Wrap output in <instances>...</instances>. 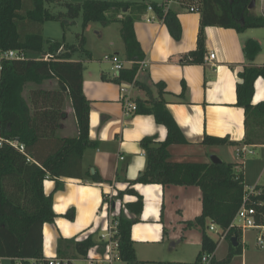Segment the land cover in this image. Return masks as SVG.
<instances>
[{"label": "trees", "instance_id": "obj_1", "mask_svg": "<svg viewBox=\"0 0 264 264\" xmlns=\"http://www.w3.org/2000/svg\"><path fill=\"white\" fill-rule=\"evenodd\" d=\"M251 0H200V21L196 48L186 58L191 63H201L205 54L204 28L219 26L238 32L253 27H264V15H257L248 8ZM157 16L168 22L174 16L170 10L162 11L159 3L150 2ZM52 5H62L65 11L53 12ZM148 4L114 0H0V49L40 51L50 55L49 59H26L4 62L0 74V258H9L12 264H31L33 259L43 257L42 226L53 222L56 213L52 209V193L46 195L43 181L49 177L55 181L57 190L60 178L83 177L82 157L87 148L96 142L89 137V100L82 87L83 64L71 60V54L85 44L83 31L77 34L78 46H67L64 42L48 41L44 51V40L40 26L47 20H62V25L73 21L82 14V29L91 21L110 23L120 21V35L124 44L125 60L116 82H132L138 70V62L144 57L134 32L136 17ZM125 8L128 12L122 13ZM119 16H122L119 18ZM171 30V29H170ZM260 50L255 39H247L243 53L253 60ZM236 83V105L243 108L245 136L243 143H264V101L252 103L254 81L264 79V65H248L238 72ZM55 79V89L31 88L28 101L23 92L29 83L40 85L45 80ZM157 96L136 100L138 113L152 114L155 121L166 128V136L158 141L144 137L140 144L144 149L146 165L142 172L128 181V186L118 191L115 198L122 200L125 194L137 199L124 203L133 217L125 215L123 208L115 216L118 226L119 259L126 264H144L137 260L131 238V226L139 220L143 208V197L131 186L136 183L161 185H196L201 190L202 211L193 220L185 222L187 227H198L201 231V251L193 262L166 261L157 264H200L204 253H214L224 230H226L242 203L244 183L242 175H236V164L214 161L175 162L170 159L168 146L187 143V139L174 118L166 109L163 98L164 84L158 82ZM69 98L74 111L78 133L74 137H58L57 129L65 113L63 104ZM22 144L21 152L10 142ZM203 145L235 144L226 137L204 134ZM91 181L100 179L87 172ZM257 188V187H256ZM259 194L251 197L259 215L256 221L264 225V185ZM63 216L72 220L73 209ZM207 221L220 230L219 238L213 239L208 233ZM241 230L231 228L225 238L232 246L231 238L236 237L239 246ZM95 244L90 234L83 239L60 237L57 242L58 256L68 254L72 248L74 256H86ZM99 241V247H103ZM230 253L223 260L213 257L211 264H226Z\"/></svg>", "mask_w": 264, "mask_h": 264}, {"label": "crops", "instance_id": "obj_2", "mask_svg": "<svg viewBox=\"0 0 264 264\" xmlns=\"http://www.w3.org/2000/svg\"><path fill=\"white\" fill-rule=\"evenodd\" d=\"M249 9L257 14L255 5ZM168 10L174 13L168 22L147 7L134 20L135 36L144 54L142 59L146 60L147 65L139 68L138 64L132 82L115 81L120 71L114 69L111 57L117 56L125 67L130 65L125 60L124 44L120 35L109 43L111 51L104 55L107 65L110 64L112 74L107 71V67L86 73L87 67L83 65L82 87L90 105L89 137L96 142V146L87 148L83 154V177L60 178L61 187L57 190H54L53 179L46 177L43 181L44 193L46 195L52 193V209L57 215L53 222H46L42 226L44 258L58 256L57 242L60 237L80 240L90 234L95 244L88 250L87 255H99L104 252L105 245L100 235L106 230L108 221L111 218L115 219L121 208L126 216L133 217L124 207V203L135 201L137 197L125 194L122 200H118L115 195L118 191L124 190L128 186V181L135 179L145 168L146 158L140 140L144 137H153L161 141L166 136V128L157 123L152 114L138 113L136 110L126 113L124 110L126 103L120 91L122 84H129L130 99L134 104L136 100L156 97V84L158 82L164 84L163 98L166 109L187 139V143L168 146L172 161L208 163L212 161L213 156L226 162L216 152L223 154L224 148L222 150L219 148L229 145L234 148L236 157L229 163L236 164L234 166L236 175H242L244 192L250 186L258 189L264 185V143L247 144L252 153L246 156L237 155L235 151L236 147L245 144L244 111L242 107L236 105L235 87L239 81L237 74L245 66L264 65V54L257 53L253 60H248L243 53V45L249 38L261 44V34L248 32L255 30L246 29L238 32L232 28L206 26L203 62L191 63L186 58L189 52L196 48L200 12H188L185 7L176 3H172ZM127 12L125 8L122 9V13ZM72 22L68 21L69 24ZM106 27H109V23ZM210 53L214 54L213 58H208ZM36 87L55 89L57 81L49 79L40 85L29 83L23 92L27 101L29 90ZM262 101L264 79L257 77L254 81L252 103ZM63 111L65 115L61 119L56 135L74 137L78 129L69 98L64 101ZM204 134L226 137L235 144L206 146L200 143ZM213 147L216 148L212 149ZM88 171L97 175L100 180L91 181ZM131 187L143 197L139 220L131 226L134 251L135 242L163 245L165 237L169 235V232L164 235L165 222L171 220L169 218L176 217V220L188 221L201 214V190L196 185L136 183ZM69 209L74 211L72 220L63 216ZM113 210L116 211L115 215ZM207 222L211 224L210 221ZM167 223L173 227L171 221ZM183 225L181 224V227L184 228L186 225ZM188 228H193L190 229L193 231L199 229L195 226ZM212 231L216 232V237L208 234L217 240L219 228L216 227ZM199 233L198 242L201 246L200 229ZM259 234L262 236L261 232ZM221 237L219 242L227 240ZM99 241L104 244L103 247H99ZM236 245L232 243V246ZM171 248H174V243H171ZM67 250L68 254L64 256L85 257L74 256L72 248ZM213 259L216 260V250Z\"/></svg>", "mask_w": 264, "mask_h": 264}, {"label": "rangeland", "instance_id": "obj_3", "mask_svg": "<svg viewBox=\"0 0 264 264\" xmlns=\"http://www.w3.org/2000/svg\"><path fill=\"white\" fill-rule=\"evenodd\" d=\"M71 1H83V0H71ZM114 1H126L132 3H143L148 4L150 2L159 3L162 0H114ZM53 12L65 11V7L62 5H54L51 9ZM255 12L257 14H262L260 7V0H255ZM83 17L80 14L77 18L73 20L72 23H66L62 25V20H47L39 28L44 44V51L47 48L46 43L50 41L64 42L67 46L76 44L78 46L77 34L83 31L84 37L86 38L85 45L82 48H78L71 54V59L81 61L86 68V73L88 71H94L99 68L107 67V71L112 74L110 70V64L107 65L106 56L107 52L111 51L109 43L114 41L115 38H119L121 22L114 21L109 23V27H106L105 23L100 21L89 22L84 30L82 29ZM248 30V32H258L261 34V49L258 53L264 54V27H253ZM99 32V33H97ZM121 37V35H120ZM44 56L40 51L29 50L26 52V57L28 59H41ZM216 147H213L214 149ZM223 154L221 152H216L221 158L230 162L235 157L234 148L231 146H222L219 149H223ZM215 155V154H213ZM224 155V156H223ZM264 181V178H263ZM254 187V186H250ZM116 211L113 210V215ZM171 220H166L165 232L166 235L163 245L156 243H139L135 242L136 251L135 256L137 260H145L144 264H157L158 262L166 261H182V262H193L197 254L201 251V246L198 242L199 240V229L193 231L185 226L187 220H176V217L169 218ZM172 222L173 227L167 222ZM163 223V221H161ZM184 224V228L181 227ZM209 224V222H207ZM210 225V224H209ZM175 226V228H174ZM164 228V227H163ZM188 228V229H186ZM184 231V236L183 235ZM173 232V233H172ZM261 232L263 246L258 245L257 235ZM207 233L216 237V232L207 229ZM171 243H174V248H171ZM229 241H220L216 249V260L220 261L226 258L230 253V259L226 264H264V228L259 230L255 228H250L242 231L241 241L238 247H230ZM139 258H138V257ZM142 258V259H140ZM0 264H12L9 258H0ZM31 264H36L34 261ZM113 264H126L124 261L118 259L113 262Z\"/></svg>", "mask_w": 264, "mask_h": 264}, {"label": "built area", "instance_id": "obj_4", "mask_svg": "<svg viewBox=\"0 0 264 264\" xmlns=\"http://www.w3.org/2000/svg\"><path fill=\"white\" fill-rule=\"evenodd\" d=\"M199 1L200 0H165L163 3L159 4L162 8L163 12H167L169 6L172 3H176L179 6L185 7L188 12H199ZM260 7L262 11V15H264V0H260ZM148 10H154L152 5L147 6ZM50 55H45L43 59H49ZM214 54L210 53L208 58H213ZM26 51L18 50V49H0V74L3 68L4 62L12 61V60H26ZM111 61L113 63L114 69L119 72L123 68V62L115 55L111 57ZM140 65L139 68H144L147 65L145 59H142L138 62ZM128 85L122 84L120 86V91L123 94V100L126 105L124 106L125 112H130L136 110V104H134L130 99V90L128 89ZM131 86V85H130ZM12 145L16 146L21 152H23L24 147L22 144H17L16 142H10ZM1 145V139H0ZM236 154L240 156H246L247 154L252 153V150L248 148L247 144H242L235 149ZM260 190L256 187H250L245 190L242 198V203L238 210L235 213V216L230 224V226L223 231L222 237L224 238L228 231L231 228H237L241 231L255 228V229H263L264 225L258 224L256 221L259 213L256 208L249 203L251 197L256 194H259ZM216 225L211 223L209 226L210 230H215ZM101 240L105 242L104 244V252L99 255L90 256L87 255L85 257L74 258L68 256H53L47 258L33 259L36 264H113L115 260L119 259V239H118V226L117 220L111 218L107 225L106 230L101 233ZM258 245H263L262 236L259 234L257 237ZM213 257V253H204L201 256L200 264H209ZM31 261V262H32Z\"/></svg>", "mask_w": 264, "mask_h": 264}, {"label": "water", "instance_id": "obj_5", "mask_svg": "<svg viewBox=\"0 0 264 264\" xmlns=\"http://www.w3.org/2000/svg\"><path fill=\"white\" fill-rule=\"evenodd\" d=\"M254 5H255V0H251V2H250V4H249V6H248V8H253L254 7ZM211 160H212V162H214V161H218V159L216 158V157H211ZM231 241H232V243H233V245H236V237L235 236H233L232 238H231Z\"/></svg>", "mask_w": 264, "mask_h": 264}]
</instances>
